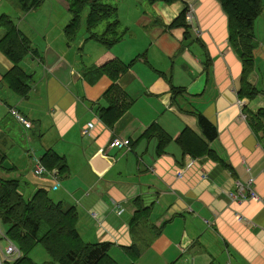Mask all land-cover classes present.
Listing matches in <instances>:
<instances>
[{
    "label": "crops",
    "instance_id": "obj_1",
    "mask_svg": "<svg viewBox=\"0 0 264 264\" xmlns=\"http://www.w3.org/2000/svg\"><path fill=\"white\" fill-rule=\"evenodd\" d=\"M113 3L121 37L109 52L134 61L117 80L130 105L112 127L95 109L112 83L96 75L93 64L107 49L84 33L67 43L69 1L44 0L26 14L16 1L3 13L39 50L22 64L31 73L23 97L3 82L11 63L0 52V148L17 169L20 191L30 197L43 188L63 208L75 206L83 240L109 243L108 254H122L119 261L110 255L119 264L131 263L125 248L133 245L140 251L137 264H264V118L258 115L264 108V39L256 34L258 20L254 70L244 74L219 0ZM186 6L189 30L170 27ZM244 81L258 93L251 97ZM9 107L32 126L15 122ZM197 115L216 128L214 140L204 138ZM86 125L91 138L81 134ZM152 125L159 136L148 132ZM185 128L208 142L214 156L183 153L177 138ZM160 136L168 140L161 143ZM114 137L128 138L130 148H107ZM28 151L65 158L59 184L28 172ZM236 179L252 180L257 197L231 199ZM150 204V215L131 228L134 212Z\"/></svg>",
    "mask_w": 264,
    "mask_h": 264
},
{
    "label": "trees",
    "instance_id": "obj_2",
    "mask_svg": "<svg viewBox=\"0 0 264 264\" xmlns=\"http://www.w3.org/2000/svg\"><path fill=\"white\" fill-rule=\"evenodd\" d=\"M16 1L19 13L26 14L38 8L44 0ZM68 1L71 19L63 29L67 43L74 42L80 36L78 32L81 26V13L88 6V14L84 21L88 32L87 39L99 42L107 49L93 64L97 71L95 74L107 75L112 83L102 93L98 100L99 105L95 109L100 119L108 127H112L130 105L126 92L118 86L117 80L134 61L123 62L113 58L109 52V48L121 37L118 32L119 22L113 15L115 5L113 0ZM219 2L229 19L230 42L235 47L237 43L239 44L244 74H248L254 70L253 50L257 46L254 39V25L264 9V0H219ZM187 10L186 6L174 18L170 27H184L188 31ZM103 21L106 23L105 28L100 33L92 32ZM0 29L2 30L0 52L11 63L10 69L3 74L2 80L14 94L20 97L26 96L29 92L28 80L31 73L26 71L22 64L26 59L38 56L39 50L32 42L33 40L20 31L17 23L9 15H0ZM242 88H249L251 97L258 93V91L254 92V88L246 81ZM258 115L264 118V108L258 110ZM197 125L208 142L216 138V128L203 115H197ZM149 129V133L159 136V131L154 125ZM159 139L161 143L168 140L161 136ZM13 140L15 144H19V139L13 138ZM177 142L185 154L214 156L207 145L208 142H204L187 128L182 130ZM28 155L29 160L34 159L32 151L30 153L28 151ZM8 156V151L0 148V220L8 226L6 236L13 240L22 252V256L13 264H33L23 254L38 243L59 264H117L108 254L109 243L83 242L77 231L79 213L75 206L63 208L62 204L54 202L47 190L43 188H39L30 197H24L20 191L18 179L14 178L17 169L14 165H8ZM41 160L49 169L56 167L59 174L65 171V158L52 151H47ZM146 209L143 207L134 212L130 221L131 228L139 227V220L148 216L149 212L147 213ZM42 225L45 229L42 234H39ZM125 253L131 259L130 264H137L136 260L140 255L138 247L127 246Z\"/></svg>",
    "mask_w": 264,
    "mask_h": 264
},
{
    "label": "rangeland",
    "instance_id": "obj_3",
    "mask_svg": "<svg viewBox=\"0 0 264 264\" xmlns=\"http://www.w3.org/2000/svg\"><path fill=\"white\" fill-rule=\"evenodd\" d=\"M15 0H6L5 3L3 4L2 6V9H1V13H8L9 10H14L15 9ZM69 8V7H68ZM88 10H89V7L86 6L82 13H81V26H80V30L78 32V34H85V36H88V32L86 31L85 29V17L87 16L88 14ZM191 12V10H187V12ZM70 17H71V14H70ZM258 20V27L256 29V34L260 35L263 39H264V9L261 13V16L257 18ZM105 21L103 22H100L98 24V26L92 31V32H96V33H100L104 28H105ZM229 31H230V27H229ZM232 44V43H231ZM235 52L239 55V57L241 58V54H239L240 52V47H239V44L237 43V47H235L234 45H232ZM242 60V59H241ZM91 125H86L83 129H81V134H84V136H87L89 138H91L92 134H91ZM119 140L121 142V144L119 145H111V142L112 140ZM111 141L108 142L107 144V148H113V147H118V148H127L129 149L130 148V140L128 138H120V137H114ZM128 141L127 143L125 141ZM186 155H190L188 153H186ZM192 156V155H191ZM193 157V156H192ZM30 164H29V169H28V172L29 173H32L33 176L35 177H41L44 175L43 172H40V170H38V164L36 163V160L35 159H30ZM53 172V170H52ZM178 178H181L182 175H183V171L179 170L176 174ZM113 209H116V208H120V205L118 204H114ZM144 208H147L146 211L148 213V216L150 215L151 213V204L148 206V207H144ZM0 226L2 227L3 230H6V225L2 222H0ZM77 228H80L79 227V224L76 225ZM45 227L42 225L40 227V230H39V234H42L43 231H44ZM78 231V229H77ZM80 237H81V234L80 232L78 231ZM81 239L83 240L84 238L81 237ZM83 242L85 243H92V244H95V243H103V242H99V241H94V242H86V240ZM3 245L5 244V241L2 239V242H1ZM109 251V250H108ZM110 254L109 255H112L117 261H119L122 257V254L120 252H114L112 250H110L109 252ZM25 255L26 259L30 262H32L33 264H59V262L55 261L54 258L51 257V255L47 252V250L40 244H35L29 251L25 252ZM113 257H111L113 259ZM139 258V257H138ZM137 258V260H138ZM137 260H136V263H137ZM117 263V262H116ZM119 264V263H118Z\"/></svg>",
    "mask_w": 264,
    "mask_h": 264
},
{
    "label": "built area",
    "instance_id": "obj_4",
    "mask_svg": "<svg viewBox=\"0 0 264 264\" xmlns=\"http://www.w3.org/2000/svg\"><path fill=\"white\" fill-rule=\"evenodd\" d=\"M187 17H188V19L191 18L190 11L187 12ZM19 118L21 120H23L22 117H19ZM125 142L127 143L128 141L126 140ZM119 144H121V142L119 140L114 139L111 142V145H119ZM38 170H40V172H43L44 167L42 165L38 164ZM229 196L232 199L244 200V199H249V198H256L257 193L254 189L252 180H248L246 182L236 180L234 183V189L232 191H230ZM15 250H16L15 247L11 243L6 247V253L7 254H13L15 252Z\"/></svg>",
    "mask_w": 264,
    "mask_h": 264
}]
</instances>
